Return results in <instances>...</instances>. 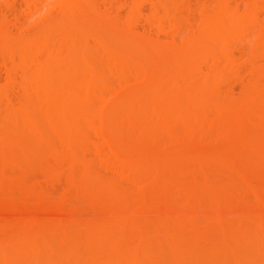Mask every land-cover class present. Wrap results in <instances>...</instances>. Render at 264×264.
<instances>
[{
    "label": "bare ground",
    "instance_id": "6f19581e",
    "mask_svg": "<svg viewBox=\"0 0 264 264\" xmlns=\"http://www.w3.org/2000/svg\"><path fill=\"white\" fill-rule=\"evenodd\" d=\"M55 1L51 11L50 0H24L26 10L19 13L25 21L16 15L13 28L33 22L39 14L43 17L29 23L31 28H22L26 34L21 31L19 36L26 37L16 43L0 36V55L22 71L17 83L21 94L14 97L17 102L6 88L14 84L11 68L6 70L7 91L0 88V126L8 125V130L14 124L20 129H15L14 135L5 132V127L0 131V190L8 184L14 189H30L26 183L21 188L17 179L25 164L24 174L27 171L29 176H33L29 170L38 169L46 177L64 176L66 190L57 202L41 201L45 193H34L38 201L18 204L6 198L7 202L0 203V264H264L263 64L253 65L250 79L237 95L218 87L229 74L238 76L230 51L233 43L251 39L252 51L245 54L251 64L264 56V18L260 16L264 0H246L242 10L234 0H218L211 10V0L195 4L190 0H150L152 8L144 26L150 30L155 20L160 21L148 35V28L139 32L134 26V22L140 23L143 0L126 4V21H120L115 11L116 15L100 14L95 0ZM260 2L263 10L260 7L259 15ZM196 12L197 26L192 30ZM161 20H168L177 33L189 28L183 42L192 50L185 47L188 52L184 51L180 42V51L173 47L176 52L160 55L165 48L153 42L150 32L155 29L156 37L166 36ZM36 25V34H28ZM173 54L178 60L186 58L183 65H175ZM149 77H153L151 84ZM130 79L141 82L142 89L121 95L119 89L126 85L122 82ZM164 83L167 86L162 87ZM142 97L151 98L154 104H147ZM153 122L160 126L152 128V136ZM210 132L222 147L207 153L203 135ZM91 134L102 147L94 143ZM158 138L168 145L162 151ZM127 139L135 143L130 147ZM170 145H177L176 150L167 151ZM134 147L143 151L147 147L148 151L138 152ZM91 152L111 158L107 162L105 157L99 158H104L99 163L106 162L104 166L111 168V176L97 170V157ZM14 163H23L21 174H13L10 166ZM139 179L142 184L151 183V188L148 193L141 186L134 191L138 189L137 194L144 196H137L143 198L154 195L148 198L150 202L142 197L133 199L132 188ZM123 181L129 187L137 183L127 191ZM73 198L89 200L96 214L77 220L78 209L66 211ZM160 207L166 208L165 213ZM61 210L71 219L64 216L66 222L56 217L63 216ZM247 211L259 225L255 221L251 227L242 225ZM98 212L101 218L96 217ZM207 216L220 221L216 229L204 227ZM192 218L201 219L203 228L195 230L188 225Z\"/></svg>",
    "mask_w": 264,
    "mask_h": 264
},
{
    "label": "rangeland",
    "instance_id": "374dc122",
    "mask_svg": "<svg viewBox=\"0 0 264 264\" xmlns=\"http://www.w3.org/2000/svg\"><path fill=\"white\" fill-rule=\"evenodd\" d=\"M8 1V2H7ZM104 1V2H103ZM122 1V2H121ZM191 1V3H193V4H195L197 1L198 2H200V1H209V0H190ZM196 1V2H195ZM214 2H213V4H212V0L211 1H209V4H210V6L208 7V10L211 8V7H214V5L218 2V0H213ZM233 1V0H232ZM235 1V2H234ZM233 1V3H234V5H238V3H239V7L241 8V10L242 9H244L245 7V4L244 3H246L247 1L246 0H234ZM253 1V0H252ZM24 0H0V36L1 35H3V37H6L7 38V41L6 42H10V43H16L17 41H20L21 39H24V37H26V36H19L20 34H21V31H24V30H26V29H28V28H31V26L29 25V27H28V24L30 23H34V21L36 22V20L39 18V17H43V15L41 16V14H39L38 15V17L36 16V20H34L33 22H32V20H29L30 22H25V24L19 29H16L15 27L13 28V25H11V24H14V18L16 19L17 18V16L16 15H18V17L20 16V18H22L23 19V15H21L19 12H23V8H24V11L26 10V7H24ZM54 2V0H50V2H49V6L51 5L52 6V3ZM55 2H57V0L55 1ZM94 2V4L97 2V10H99V6H100V9L101 10H99V12H100V14H108V13H110V15L111 14H115L116 15V13H117V15H118V17H119V19L121 18L122 20H125L126 18H125V16L127 17V15H128V13H129V10H128V6H129V3H130V0H95V1H93ZM141 2H143L141 5H140V8H141V12H142V14L140 13L139 15L140 16H138V17H140L139 18V20H140V23L139 22H137L136 21V23L134 22V26H137V30L139 31V32H143L144 30L143 29H147V31H145L146 32V34L148 35V33H149V31L152 29V27H150V30H149V27H147L146 25V27L144 26V24H145V16H150L149 15V11L151 10L150 8H152V4H151V1L149 0V2H148V0L146 1V0H143V1H141ZM197 2V3H198ZM254 2H255V0H254ZM128 3V6L126 5ZM233 3H232V5H233ZM261 3V2H260ZM259 3V4H260ZM100 4V5H99ZM125 4V5H124ZM254 4V3H253ZM256 4H257V2H256ZM53 5L54 6H56L57 4H55V3H53ZM102 5V6H101ZM263 4L261 3V5L259 6V9H256L257 11H258V14L260 15V12H261V9H260V7L262 6ZM50 6V7H51ZM96 6V5H95ZM106 6V7H105ZM142 6V7H141ZM257 7H258V4L256 5ZM45 7H46V9H44V10H46V12H47V7L48 6H46L45 5ZM105 7V8H104ZM56 8V7H55ZM262 8V10H263V7H261ZM212 9V8H211ZM210 9V10H211ZM253 9L255 10V6L253 7ZM49 10V9H48ZM53 10V8L51 7V11ZM102 10H104V12H102ZM260 10V11H259ZM50 11V10H49ZM55 11H57V10H55L54 9V12ZM106 11V12H105ZM114 11L116 12V13H114ZM14 12V13H13ZM102 12V13H101ZM112 12V13H111ZM128 12V13H127ZM146 12V13H145ZM44 13V12H43ZM55 13H58V12H55ZM47 14V13H46ZM45 14V15H46ZM50 14V13H49ZM48 14V15H49ZM53 14V13H52ZM51 14V15H52ZM145 14V15H144ZM147 14V15H146ZM4 15V16H3ZM14 15L16 16V17H14ZM36 15V14H35ZM115 15H114V17H115ZM198 13L196 12V13H194L193 14V20H194V18H195V20L193 21V24H192V27H193V29L192 30H194V27H195V29H196V23H194L197 19L196 18H198ZM50 16V15H49ZM53 16V15H52ZM54 16H56L55 14H54ZM100 16V15H99ZM102 16V15H101ZM123 16V17H122ZM148 16H147V18H148ZM261 17H263L264 18V13H262L261 15H260ZM3 17V18H2ZM35 17V16H34ZM108 17V16H107ZM113 17V16H112ZM32 18H33V16H32ZM116 18V17H115ZM144 18V19H143ZM11 19V20H10ZM103 17H102V21H103ZM105 19H106V16H105ZM112 20L114 19V18H111ZM121 19H120V21H121ZM138 19V18H137ZM24 21H25V19H23ZM43 19H41V21H42ZM108 18L106 19V23H108ZM22 21V20H21ZM40 21V20H39ZM126 21V20H125ZM144 21V22H143ZM159 21H160V19L158 18L157 19V21L155 20V25H154V27L153 28H155V27H157V25L156 24H158L159 23ZM162 21V20H161ZM3 22H4V24H3ZM23 22V21H22ZM105 22H104V24H105ZM124 22V21H123ZM158 22V23H157ZM162 22H164L163 23V26H166V27H164L166 30H164V33H166V36H164V34H156L157 35V37L154 35V33H155V29H154V31L152 30L151 32H152V34H151V32H150V36H151V38L153 39V42H156L157 43V45H159L160 46V44H161V47H162V49L163 48H165V49H163L164 51H161V53H160V55H162V52H163V55L164 56H166L167 57V55H168V53L169 52H176L175 51V49L173 50V47L174 48H177L176 50H177V52H178V50L180 51L181 50V46L179 45L180 44V42H181V44L183 43H185V42H183L184 40H186V34L187 33H189V32H191V31H189L188 29H186V31H185V29H184V31L183 32H185V33H177L176 31H175V29L173 28V27H171L169 24V21L168 20H163ZM162 22H161V25H162ZM166 22V23H165ZM2 23V24H1ZM24 23V22H23ZM22 23V24H23ZM37 24V23H36ZM42 25L44 24L45 25V23H44V21H43V23H41ZM142 24V25H141ZM167 24V25H166ZM1 25H3L2 27H1ZM160 25V24H159ZM195 25V26H194ZM6 26H8V27H6ZM41 26V25H40ZM104 26V25H103ZM109 26V25H108ZM105 27V29H109V27ZM170 26V27H169ZM24 27H27V28H25L24 30L22 29V28H24ZM32 27H33V25H32ZM191 27V28H192ZM11 28H13V29H11ZM35 28V30H33V28H32V31H30V29H29V32H28V34L29 33H35L36 34V28H37V25H36V27H34ZM140 28V29H139ZM143 28V29H142ZM171 28V29H170ZM259 28H260V26H259ZM5 29V30H4ZM38 31H39V27H38V29H37ZM173 30V31H172ZM188 30V31H187ZM18 31H19V33H18ZM137 31V32H138ZM148 32V33H147ZM156 32H157V30H156ZM18 33V34H17ZM24 33L26 34V31H24ZM23 33V34H24ZM16 34V35H15ZM32 34V35H33ZM170 34V35H169ZM177 34V35H176ZM190 34V33H189ZM154 35V36H153ZM160 36V37H159ZM167 36H168V38H167ZM188 36V35H187ZM150 38V39H151ZM171 38V39H170ZM174 38H176L175 39V41L173 42V39ZM2 39V38H1ZM18 39V40H17ZM178 39H182L181 41H179L178 42ZM17 40V41H16ZM172 40V41H171ZM247 40V39H246ZM246 40H244L243 42H244V44H242L243 42H239L238 44L235 42V43H233L232 45H231V50L230 51H232V54L235 56V64L233 65V67H235V70L237 69V71H238V76H239V78H237L238 76H236L235 74H229L226 78H225V80L222 82H220V84H218V87H219V85H220V89L219 90H221L222 92H225V90L227 89L228 91L230 90L232 93H235L234 94V96L235 95H237L238 94V92L241 90V87L245 84L244 82H246L248 79H250L249 77H251V74H249V72H250V70L252 71V67H253V65L254 64H260V65H262L263 64V69H264V56H262V57H258L259 59H256L257 60V62L255 63L254 61H256V60H254L253 61V64H251L252 63V59L251 58H248L249 56H245V54L247 55L248 53L250 54V52L252 51V46H251V44H252V41H251V39H248L247 41ZM160 41H161V43H160ZM169 41H170V43H171V45H172V43H173V45L171 46L170 44H169ZM187 41V40H186ZM165 42V43H164ZM238 42V41H237ZM159 43V44H158ZM166 43H168L167 45H166ZM178 43V44H177ZM241 43V44H240ZM163 44H165V46H163ZM175 44V45H174ZM179 46V49H178V46ZM189 44L187 43V45L186 44H184V45H182V49L184 50V51H187L188 52V50H186L185 49V47L186 46H188ZM239 45V46H238ZM244 45V46H243ZM248 45V46H247ZM167 46V47H166ZM183 46H184V48H183ZM190 46V45H189ZM240 46H241V48H240ZM172 47V48H171ZM171 48V49H170ZM186 48H188V49H190V50H192L191 48H189V47H186ZM193 48V47H192ZM161 49V50H162ZM233 49V50H232ZM173 50V51H172ZM182 50V51H183ZM190 50H189V52H190ZM164 53H166V54H164ZM191 53H193V51L191 52ZM170 54V53H169ZM4 55V54H3ZM174 55V54H173ZM163 56V57H164ZM175 56L176 55H174V60H176V61H174L175 62V65H176V63H177V65L176 66H178L179 67V62H180V65H183V63H184V61H185V59L186 58H184V57H177V58H180L179 60L178 59H175ZM240 56V57H239ZM161 57V56H160ZM173 57V56H172ZM239 57V58H238ZM182 58H183V60H182ZM170 60H171V58H169ZM173 59V58H172ZM251 59V63H250V60ZM168 61V60H167ZM167 61H166V63H167ZM259 61V62H258ZM262 61V62H261ZM182 62V63H181ZM174 64V63H173ZM257 64V65H258ZM252 65V66H251ZM259 65V66H260ZM19 66V65H18ZM14 67V68H13ZM257 67V66H256ZM11 68V70L13 71V75H14V78H13V81H14V84L13 85H10V87H7L6 86V70H8V69H10ZM17 65L16 66H12L11 65V62L8 60V58L6 57L5 58V56H2V54L0 55V88L2 89V88H4V86H6V88H8L7 90H8V92L7 93H9L10 95H11V97H12V99L13 100H15L16 102H17V99H14V97H18V95H19V97H20V94H21V92H20V88H19V86H17V83L19 82V79L21 78H19V76H20V74L22 73V71H21V69L19 68L18 70H17ZM259 68V67H258ZM21 71V72H20ZM16 75H15V74ZM251 73V72H250ZM232 75H234V76H232ZM232 78H231V77ZM19 78V79H18ZM152 78L153 77H149L148 78V80L149 79H151L150 80V84H151V81H152ZM227 78H229V80L227 79ZM237 78V79H236ZM18 80V81H17ZM239 80V81H238ZM121 82V81H120ZM130 82V84L128 85V83ZM127 82H122L123 84H121V85H125V86H121V89H119L120 90V92H121V90H122V92H121V95L123 94H128V93H138L140 90L139 89H142V86H143V84H141V82H139V83H137L138 81H134V80H131L130 79V81H127ZM153 82H155L156 83V81H155V78L153 79ZM226 82V83H225ZM118 83H119V81H118ZM117 82H116V84H118ZM125 83V84H124ZM137 83V84H136ZM148 83H149V81H148ZM163 83V82H162ZM156 84H160V82L159 81H157V83ZM120 85V84H119ZM153 85V84H152ZM12 86V87H11ZM165 86H167V85H165V83H164V85L162 84V87H165ZM160 87H161V85H160ZM229 87V88H228ZM6 88H4V90H6ZM15 88V89H14ZM117 88H120V86L118 87L117 86ZM136 88V89H135ZM115 88H114V84L112 85V88H111V90H114ZM6 90V91H7ZM10 90V91H9ZM125 90V91H124ZM216 90V89H215ZM217 90H218V88H217ZM227 90H226V92H227ZM131 91H133V92H131ZM219 92V91H218ZM120 94V93H119ZM10 98V97H9ZM139 98H141V97H139ZM143 98V97H142ZM144 99V101H147L146 103L148 104L149 103V105H153L154 104V100L152 101V100H150L149 98H146V100H145V98H143ZM150 102H151V104H150ZM11 125V124H10ZM9 125V128L10 129H8L7 130V128H8V125H7V127L6 126H0V131H1V129L3 128V127H5V129H3L5 132H7L8 131V133H12L13 134V131L15 132V129H17L18 131L20 130L19 129V127L17 128V126L15 125V127H14V124H13V126H10ZM153 126V127H152ZM155 126H156V128H159V126H160V124L158 123L157 125H156V123L155 122H153V123H150V130H151V132L153 133V131H152V128L153 129H155ZM256 126V125H255ZM259 126V125H258ZM252 127H253V124H252ZM14 128V129H13ZM21 128H23V126H21ZM12 129V130H11ZM11 130V131H10ZM26 130V129H25ZM157 130V129H156ZM155 130V131H156ZM21 131H23L22 129H21ZM20 133V132H19ZM91 133H93V132H91ZM209 133V132H208ZM208 133L207 134H204L203 136H204V140H205V149L207 150V148H209L208 149V152L207 153H209V151L210 152H213V151H217V149L216 148H218V146H220V145H222L221 143L219 144V145H216V141H217V139L216 138H214L215 137V133H211V134H209L208 135ZM17 134V133H16ZM14 135V134H13ZM94 135V134H93ZM154 135V133L152 134V136ZM155 135H156V139H157V132L155 133ZM220 136V135H219ZM216 137H218V136H216ZM221 137V136H220ZM133 138V137H132ZM136 139H138L137 137H135ZM151 138V137H150ZM149 138V139H150ZM162 138H164V137H162ZM203 138V137H202ZM91 139L93 140H97L98 139V137L96 136V135H94L93 137H92V134H91ZM93 140V141H94ZM135 140V139H134ZM141 140V139H140ZM150 140H152V138L150 139ZM154 140H155V137H154ZM158 140L160 141V143L159 142H157V144L159 143V144H161V148L162 147H165V143L164 142H162V139H159L158 138ZM222 140V139H221ZM94 141V143H96ZM98 141V140H97ZM100 141V140H99ZM127 141L129 142V145H130V147H131V145H133L134 143H135V141H134V143H132L131 141L132 140H128L127 139ZM164 141H166V143H168V141L166 140V138H164ZM128 142H125V145L126 146H128L127 144H128ZM140 142V141H139ZM138 143V141L136 142V147L138 146L139 147V145L137 144ZM151 143H153V142H151ZM164 143V144H163ZM201 143L202 144H204V142H202V140H201ZM201 143H200V145H201ZM211 143V144H210ZM223 144H224V142H222ZM96 144H101V147H102V143L101 142H99V143H96ZM145 144V142H143V145ZM94 145V144H93ZM152 144H150V146H151ZM154 145H155V141H154ZM163 145V146H162ZM211 145L212 146H214V147H212L211 148ZM100 145H96V147H99ZM144 146H146V145H144ZM144 146H142V147H144ZM166 146H168V145H166ZM173 146V147H172ZM210 146V147H209ZM100 147V148H101ZM129 147V146H128ZM129 147V148H130ZM136 147H134L135 148V150L136 151H138V152H147L148 150H147V147H145L146 149L143 151L142 149H141V147L137 150L136 149ZM157 146L155 145V148H156ZM171 147V148H170ZM170 147H168V148H170L169 150H167L166 148H164V151L165 152H167V151H175L176 150V147H177V145H170ZM204 147H201V148H203L204 149ZM220 147H222V146H220ZM151 148V147H150ZM150 148H149V150H150ZM159 149H160V147H158ZM132 149V148H131ZM144 149V148H143ZM158 149V150H159ZM147 150V151H146ZM163 150V148L161 149V150H159V151H162ZM167 150V151H166ZM95 153V152H94ZM94 153H92L91 152V155L95 158V157H97L96 159H97V164H96V168H97V170L99 169L100 170V172L103 174V176H105L104 175V173H106V174H108V175H110V173L109 172H111V174H113V171L111 170V168L110 167H108L109 168V172H108V168L107 167H105L104 166V164L103 163H105L106 164V162L108 161V160H111V158L110 159H108L109 157H107L108 155H105L104 154V152L102 153V152H100L101 154H104V156H101V157H105L106 159H104L106 162H103L102 164H101V162L99 163V158H101L100 156H96L97 154H99V152L98 153H96V155L94 154ZM95 156H94V155ZM91 156V157H92ZM103 159H101V160H103ZM100 160V161H101ZM111 162V161H110ZM96 163V162H95ZM112 164H114L113 162H111ZM15 165H12L11 164V166H10V168L12 169V171H13V174H16L17 175V172H18V174H21L20 173V171L22 172V174H21V176L22 177H20V175H17L18 176V181L21 183V185H22V187L21 188H23V185H24V183H26L25 184V186H29L30 187V189H28V187L26 188V190H29L31 193H29V191H25V188H24V191H23V189L21 190V189H19L20 187H17L18 189H14V188H11L10 187V184H8L7 186V189H5V190H7L6 192H5V190H4V193H7V194H5L4 195V193L0 190V203H3V202H7V201H4L6 198H7V200L9 199V201H11V202H14V203H22V202H28V201H31V200H37V197L36 196H38L37 194L38 193H40V195L41 194H44L45 193V195H42L41 197H40V199H41V201L43 200V201H45L46 202V200H47V203L48 202H52V201H60L61 200V195L64 193V191L66 190V185H67V181H66V178L64 177V176H60V177H55V176H53V178L50 176V175H47V176H50V177H46V173L45 172H43L42 170H40V169H38V171H34V170H29L30 172H32L33 174V176H29L30 175V173L29 172H25V174L26 175H28V176H24L23 177V174H24V170H27L26 168H25V166H26V164L24 165V168H23V163H22V165L20 164V163H14ZM18 164V165H17ZM111 164V165H112ZM197 165V164H196ZM20 166H22V169L20 170ZM27 166L29 167V165L27 164ZM104 166V167H103ZM32 167L33 166H31V168L30 169H32ZM112 167V166H111ZM114 167H115V165H113V169H114ZM193 167L195 168V165H193ZM197 167V166H196ZM9 168V170H11ZM19 168V169H18ZM28 168V169H29ZM13 169H18V170H13ZM24 169V170H23ZM33 169H35L34 167H33ZM20 170V171H19ZM23 170V171H22ZM195 170V169H194ZM41 171V172H40ZM105 171V172H104ZM99 172V171H98ZM28 173V174H27ZM40 173V174H39ZM42 173H44L45 175H43ZM101 173H99L101 176H102V174ZM24 174V175H25ZM259 174H261V173H259ZM108 175H106V176H108ZM261 175H263V173L261 174ZM57 176V175H56ZM59 176V175H58ZM111 176V175H110ZM113 176V175H112ZM257 176V175H256ZM257 177H259V175L257 176ZM58 178V179H57ZM261 178H263V180H264V176L262 177L261 176ZM63 180V181H62ZM64 181H65V183H64ZM137 181H140V182H138L137 183ZM137 181H135L134 183H132V182H129V183H132L133 185H132V187L134 186V184L135 183H137V187H134V188H132V187H129L128 185L127 186H125L126 184V181H123V183H124V187L127 189L128 187L131 189L132 188V191H134V190H136V188H138V186L140 187H143V189H147V188H151V183L150 184H148V182H146L145 184H142L141 183V181L142 180H137ZM0 182H1V180H0ZM18 182V183H19ZM143 182V181H142ZM128 183V184H129ZM140 183V184H139ZM13 185H15V184H13ZM17 186H19L18 184H16ZM20 185V186H21ZM155 186V185H154ZM153 186V184H152V187H154ZM140 187V188H141ZM10 188V189H9ZM155 188V187H154ZM12 189V191L10 192V190ZM142 189V190H143ZM129 189H127V191H128ZM140 190V189H139ZM9 191V192H8ZM42 191V192H41ZM137 191H138V189H137ZM137 191H134L133 193H134V197H133V195L131 196V197H133V199H139V200H141V199H144V198H146L148 201H149V197H153L154 195H151L150 194V196H149V194H147L148 196H146V197H142V196H137L138 194H139V192H138V194H137ZM146 191V190H145ZM144 191V192H145ZM152 191V194H153V190H151ZM143 192V191H142ZM142 192H140V193H142ZM149 192H150V190H149ZM34 193H37V194H34ZM129 193V192H128ZM131 191H130V194H133ZM147 193H148V189H147ZM143 194V193H142ZM142 194H139V195H142ZM5 197H4V196ZM44 196V197H43ZM143 196H144V194H143ZM73 197V196H72ZM142 197V198H141ZM46 198V199H45ZM141 198V199H140ZM149 198V199H148ZM3 199V200H2ZM50 199V200H49ZM87 199V198H86ZM153 199V198H152ZM35 200V201H36ZM39 200V199H38ZM37 200V201H38ZM73 200V202L71 201V203H69V209H66V211H70L71 212V207H73V209H78V211L80 212V213H77L78 215V218H77V220L78 219H80V220H83L84 219V217L86 218H88V217H90L91 215H95L96 214V212L95 213H93V211H95L94 209L92 210V208H91V205H90V203L88 202L89 200H86V202H85V199H79L80 201H83V202H80L78 199L77 200H75L74 198L72 199ZM151 200V199H150ZM76 201V202H75ZM78 201V202H77ZM177 201V200H176ZM33 202V201H32ZM141 202V201H140ZM150 202V201H149ZM51 204V203H50ZM71 204V205H70ZM89 205H90V207H89ZM67 208H68V205L66 206ZM65 207V208H66ZM159 207V206H158ZM161 208V207H160ZM164 208V207H163ZM163 208H161L160 210H162ZM72 209V210H73ZM109 209V208H108ZM108 209H106V211L108 210ZM110 209H111V207H110ZM159 210V208H158V211H160ZM164 210H166V208L165 209H163L162 211L164 212ZM66 211H63L62 212V210H61V213H63V216H62V214H61V216H60V214H58L57 215V213L56 214H54V215H52L53 217H55V215H57L56 217H58L60 220H61V218H64V216L66 217V218H68V220H70L71 218H69V216L67 217V214H64V212H66ZM74 211V210H73ZM111 211V210H110ZM142 210H140V212H141ZM157 211V212H158ZM162 211H160V212H162ZM59 213H60V211H58ZM75 212H77V210L75 211ZM191 212H193V211H191ZM209 212V214L210 213H212V215L214 214L213 212H211V211H208ZM208 212H206L207 213V215H208ZM250 211H247V212H245V214H243L244 215V217L246 218V219H244V217L242 218L243 220H245L244 222H243V220L241 219V222H243V224L242 225H244V226H248L249 224H250V226L249 227H251V226H254V224H256V226H257V224H258V222H256L255 220V223H254V221L250 218V213H249ZM106 213H108V212H106ZM110 213V212H109ZM141 213H143V211L141 212ZM140 213V214H141ZM159 213V212H158ZM165 213V212H164ZM168 213V212H167ZM166 213V214H167ZM248 213V217H247V214ZM69 214V213H68ZM98 214H100V215H98ZM98 214L96 215V217L98 218V216H100V218L102 217L101 215V213H99L98 212ZM112 214V213H111ZM163 214V213H162ZM165 214V215H166ZM76 215V214H75ZM142 215V214H141ZM168 216H169V214H167ZM212 215H210V216H212ZM71 216V215H70ZM140 216V215H139ZM93 217V216H92ZM95 217V216H94ZM141 217V216H140ZM164 217V216H163ZM66 218H64V221H66L67 222V220H66ZM141 218H143V217H141ZM166 218H168V217H166ZM212 218V217H211ZM164 219H165V217H164ZM194 219V220H193ZM204 219H207V220H203L204 222L205 221H207V222H205L203 225H204V227H209V228H212V230L216 227L217 228V226L216 225H218L219 224V222L217 221L216 222V220H214V218H212V220L210 219V217L209 216H207V218H204ZM210 219V220H209ZM56 220H57V218H56ZM63 220H62V222H64ZM203 221L201 222V219H195V218H192V220L190 219L189 220V223H188V225L190 224V226H192L193 228H196L195 230H198V229H200L199 228V226H200V224H202L203 223ZM59 222V221H58ZM190 222H192V224L190 223ZM201 222V223H200ZM249 222H253L252 224L251 223H249ZM67 224V223H66ZM65 223L63 224V225H66ZM68 224H69V222H68ZM68 224H67V226H68ZM261 224V223H260ZM59 225L60 226H62V224H61V222L59 223ZM58 225V226H59ZM195 225V226H194ZM259 225V224H258ZM67 226H64V227H67ZM197 226V227H196ZM202 226V225H201ZM200 226V227H201ZM68 227H70V225L68 226ZM139 228V227H138ZM201 228H203V227H201ZM215 228V229H216ZM137 229V228H136ZM136 229H134L135 231H136ZM70 230H72V229H70ZM133 230V231H134ZM76 231L77 232H80V230H78V229H76ZM139 231H140V229H139ZM73 232H75V231H73ZM138 233V232H137ZM162 233H165V231H162ZM173 264H179L178 262H172Z\"/></svg>",
    "mask_w": 264,
    "mask_h": 264
}]
</instances>
